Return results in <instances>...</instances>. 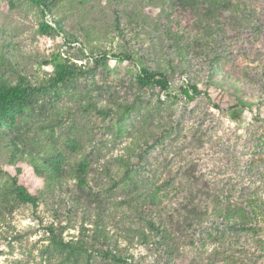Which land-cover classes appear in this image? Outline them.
I'll return each mask as SVG.
<instances>
[{"label":"rangeland","instance_id":"1","mask_svg":"<svg viewBox=\"0 0 264 264\" xmlns=\"http://www.w3.org/2000/svg\"><path fill=\"white\" fill-rule=\"evenodd\" d=\"M77 1L73 2V7L57 12L61 32L45 33L39 23L43 20L50 23L52 17H43L26 0H0V82L13 83L18 75L34 83L46 80L52 76V61L55 59L85 66L92 65L96 55L106 60L91 75L74 78L58 91L36 95L26 111L0 124V139H10L22 148L29 147L54 161L62 170L68 169L73 161L83 159L88 171L87 189L78 191L73 181L68 182L67 189L77 193L79 211L71 210L70 203L65 200L57 209V201L50 198L47 205L41 204L35 210L30 205H22L0 222V264H13L16 260L27 264H60L61 255H41V249L47 244L45 225L54 218L66 227L62 234L66 240L75 239L82 233L80 224L88 223L87 212L91 210L95 213L101 209L103 215L110 217L107 227L114 228V233L121 225L119 210L114 206L122 193L100 191L99 185L108 180L106 175L115 166L114 157L123 153L129 137L127 134L118 136L112 120L96 119L95 114L86 110L81 92L90 93L98 105L133 100L142 94L145 96L143 101H150V106H153L157 93L136 86L133 78L135 64L118 61L111 53L120 42L133 49L135 55L145 57L148 53L149 59L155 60L157 53L148 50L149 45L157 42L165 47L166 43L159 39L160 32L148 37L141 33L140 40L134 42L129 40L128 33L125 39L129 43H125V39L115 37L109 25L115 5H110L107 0ZM125 11L148 15L150 19L155 18L153 16L158 12L132 5H127ZM224 13L222 24L231 23L237 29L228 30L214 48L218 54L214 72L226 84L216 85L206 77L208 63L198 50L188 56L187 73L176 71L178 73L171 75L169 72V89L159 94L168 110L161 114L168 125L176 120L179 122L172 134L165 136L145 155V159L158 166L157 182L166 180L164 177L168 176L169 169L175 171L178 165L189 160L194 165L196 176L208 182L232 177L238 196L243 195L245 202L252 200L251 220L259 237L238 234L248 249L247 262L264 264V97L261 95L264 89V36L236 33L238 27L235 23L238 21ZM88 23L96 28L109 29L110 34L91 44L86 43L83 33ZM164 49L167 54L172 52ZM102 53H106L105 56ZM146 60L148 58H144ZM176 67L182 69V65ZM185 79L198 84L199 94L195 101L183 96L181 89L186 85ZM166 95L169 97L167 100ZM170 99L174 102L168 104ZM144 113L142 110L126 121L128 133L141 126ZM0 171H5L2 157ZM31 177L27 170L23 171V181L35 190L36 183ZM4 179L5 174L0 173V185ZM66 195L68 193L63 189L61 197L66 199ZM245 202L243 205L246 207ZM190 237L193 242L182 245L187 257L177 259V264L224 263L216 243L208 240L203 245L198 233H192ZM118 241V245H124L121 239ZM132 251L145 260L144 264L150 263L152 253L142 244L133 245ZM242 259L245 258L239 257L238 263Z\"/></svg>","mask_w":264,"mask_h":264},{"label":"trees","instance_id":"2","mask_svg":"<svg viewBox=\"0 0 264 264\" xmlns=\"http://www.w3.org/2000/svg\"><path fill=\"white\" fill-rule=\"evenodd\" d=\"M26 1L43 17L48 15L52 17L50 23L47 20L39 23L43 32L60 33L62 29L57 12L63 8L73 7V2L77 0ZM77 2L84 3L90 0ZM107 2L115 5L109 24L115 32V37L125 39L129 33V40L134 42L140 40L141 33L148 37L160 32L159 39L166 43L165 47L164 44L158 45L157 42L149 45L148 50L157 53L155 60H150L148 53L145 57L135 55L133 49L126 48L120 42L116 43L111 53L118 61L135 64L133 78L136 86L139 89L155 90L156 102L150 106V101L144 102L145 96L138 94L133 100L98 105L90 93L81 92L86 110L95 114L96 119L112 120L118 136L127 134L129 137L123 147V153L114 157L115 166L107 173L108 180L99 185L100 191L122 193V197L114 206L119 210L121 225L114 233V228L111 230L107 227L110 217L103 215L101 209L95 213L91 210L87 212L88 223L80 224L82 233L75 239L66 240L62 236L66 227L61 225L58 218H54L45 225L47 244L41 249V255L46 257L61 255L60 264H144L145 260L132 251L133 245L142 244L152 253L149 264H177V259L187 257L182 245L192 241L190 237L192 233H198L199 241L203 242V245L208 240L217 244V249L224 260L223 264L243 262L249 264L246 243L241 241L238 234L259 237L256 225L251 220L252 200L247 199L245 202L243 195L238 196L235 180H231L232 177L215 182L203 180L202 177L196 176L194 165L189 160L183 165H178L175 171L169 169L168 176L164 177L166 180L157 182L158 166L148 162L145 155L161 143L165 136H170L174 126L179 122L176 120L175 123L168 125L161 114L168 110L164 108L168 105L159 94L166 93L169 89V72L171 75L178 73L176 71L181 74L187 73L185 66L188 65V56L198 50L208 63L209 71L206 77L216 85L226 84L222 78L215 75L218 54L214 48L218 39L228 30L237 29L231 23L223 25L221 17L227 12L237 20L236 33L240 35L257 33L264 36V30L261 31L264 28L262 16L264 0H107ZM127 5L141 9H156L158 12L153 16L155 18L150 19L148 15L125 11ZM254 5H258V9ZM122 6L124 9H119ZM91 7H94V4ZM124 20L126 23H123ZM86 26L87 29L83 33V40L86 43L91 44L94 40L110 34L109 29L96 28L97 26L89 23ZM126 26L131 27L127 30ZM129 40L125 39L124 42L129 43ZM156 40L158 41L157 38ZM164 48L172 52L167 54ZM102 54L105 56L106 53ZM144 58H148L147 62ZM93 59V64L86 66L55 59L52 61V76L41 82H31L23 75H18L13 83L0 82V124L7 122L15 114L26 111L36 95L46 91H58L70 80L89 76L99 64L106 63L105 57L96 55ZM178 65H182V69L176 67ZM185 84L181 89L183 96L189 101H195L199 94L197 82L185 79ZM165 97L166 100L169 99L167 95ZM173 102L172 99L168 100V104ZM215 107L219 108L218 105ZM142 110L145 113L141 118V126L128 133L125 129L126 121ZM0 140V157L3 158L5 166V171H0L5 174V181L0 185V222L5 221L13 210L22 205H30L35 210L41 204L47 205L50 198L57 201V209L65 200L70 203L71 210L79 211L77 193L67 188L68 182L73 181L76 190L87 189L88 171L83 159L73 161L68 169L62 170L54 161L29 147H19L10 139ZM24 170L33 177L31 178L36 183L35 190H31L23 181ZM63 189L66 194L68 193L66 199L61 197ZM244 202L246 207L243 205ZM120 239L124 242L123 246L118 245ZM239 257L245 259L238 263ZM13 264L27 263L16 260Z\"/></svg>","mask_w":264,"mask_h":264}]
</instances>
